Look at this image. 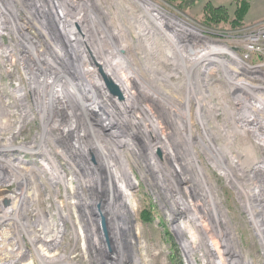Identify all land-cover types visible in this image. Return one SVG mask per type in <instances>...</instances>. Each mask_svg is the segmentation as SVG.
Masks as SVG:
<instances>
[{"label":"rangeland","instance_id":"obj_1","mask_svg":"<svg viewBox=\"0 0 264 264\" xmlns=\"http://www.w3.org/2000/svg\"><path fill=\"white\" fill-rule=\"evenodd\" d=\"M207 6L224 7L228 22L206 25ZM238 7V0H0V145L20 147L7 152L8 160L30 177L16 196L8 195L17 197L22 225L30 226L21 233L27 251L50 264L62 251L73 264H264V68H255L262 58L251 60L252 74L232 65L222 70L214 61L222 55L200 65L205 52L198 50L205 40L229 44L264 21V0H252L242 22ZM5 13L28 23L26 32L39 47H31L32 54L20 31L11 33ZM174 43L188 70L196 60L191 74L178 65ZM101 56L111 61L99 62ZM40 60L42 94L49 97L50 83L66 85L57 83L60 93L45 105L46 118L32 75ZM103 72L122 93L130 95L132 87L137 97L127 100L123 93L120 106L108 101ZM85 104L91 109L83 110ZM142 107L158 113L156 131ZM186 109L190 131L182 124ZM103 119L111 132L100 130ZM160 122L177 140L163 139ZM74 142L100 153L90 147L95 159L81 148L66 149ZM103 155L111 170L99 164ZM185 209L193 218L181 215ZM103 217L114 249L101 235ZM61 226L62 250L47 249L41 240ZM9 237L0 246L9 247ZM38 263L33 256L23 264Z\"/></svg>","mask_w":264,"mask_h":264},{"label":"built area","instance_id":"obj_2","mask_svg":"<svg viewBox=\"0 0 264 264\" xmlns=\"http://www.w3.org/2000/svg\"><path fill=\"white\" fill-rule=\"evenodd\" d=\"M23 11L25 12V14H27L25 15V17L30 15V12L25 8ZM8 23H12V26L14 27L11 33L15 32L14 30H16V33L18 34V32L20 31L21 34L19 35L18 38L28 43V45L26 46V49L28 51L31 49L30 48L31 46L34 48V44L36 45V47H38V42L33 41L36 39L33 38L31 34L29 33L27 34L26 32L27 31L26 27L28 23H26L24 19L20 20L18 22V25L15 23L13 24V22H9V21ZM49 24H50V20H47V22L45 21L40 22V25H42V27L44 28L49 26ZM73 32L74 30H71L69 34ZM244 32L245 34L244 35L240 34V36H237L235 41L228 40L229 44L227 42H224L225 40L223 39L222 40L215 39L211 41L205 40L203 47L199 46L198 49L200 51L205 52V54L202 57L199 56L200 65H202L204 62H208L209 61L208 58L211 56L217 55L219 57L222 55L225 57H219L220 62L217 61V59L214 60L215 63L217 62L220 65L222 70L223 68L231 69L229 65H232L237 69L241 68L242 70H247V68L252 69L250 67V62L254 57L258 59L262 58V62H259L257 67L255 68L256 69L264 68V21L245 30ZM220 33H225L224 34L225 36L227 35L226 32H220ZM72 36H73L72 40H74L73 38L75 36V33ZM229 45H236L237 47L233 48V46L229 47ZM234 59L237 60L238 64H234ZM104 90L110 93V95L112 96V93L106 88V86ZM112 97L120 101V98L116 96L115 97L112 96ZM259 103L262 104L264 102H259ZM8 155L9 153L7 152H0V220L3 223V225H1L0 228V242L7 241L8 238H10L9 234H11L12 236L11 237L12 242L11 245L7 248L4 247V244L0 246V264H23L33 256H35L39 261L38 264H50L49 262H46V260H42L37 252H34L32 255L29 250L27 251V247L23 243L24 239L22 238L21 233L23 232V235H27V234H24V231L22 230L23 222H21L22 218L19 215V210H18L19 202L16 200L17 197L14 201H12L10 198H8V195L14 193L17 194L19 188L24 187V185L28 183L30 177L26 176L27 180H25L24 175L18 172L19 168L13 166L11 161L8 160ZM13 188H15V190ZM10 190H12L13 192H11ZM13 231L18 232L20 236ZM64 233H65L64 228H62V226L60 228L55 227V233L53 235L49 233L51 239L47 240L48 242H45L44 245L47 247V245L52 244V246L55 245V248H58L59 251L62 250L61 247L63 246L60 240L62 239V235H64ZM29 243L32 245L33 249L35 250L34 241L31 240ZM50 248L47 247V249ZM49 258H51V256H49ZM70 261L71 259L68 258V253L62 251L58 256H56L54 263L51 264H73Z\"/></svg>","mask_w":264,"mask_h":264},{"label":"bare ground","instance_id":"obj_3","mask_svg":"<svg viewBox=\"0 0 264 264\" xmlns=\"http://www.w3.org/2000/svg\"><path fill=\"white\" fill-rule=\"evenodd\" d=\"M6 14V13H5ZM7 15V14H6ZM8 16V20H9V22H13V24L15 23V24H17L18 25V22L20 21L19 19H16L15 20V18L11 15V14H8L7 15ZM8 20H7V22H8ZM0 21H1V27H0V29H4V20L3 19H0ZM158 27V26H157ZM188 34H189V31H186ZM172 33V32H171ZM177 33H173V35H172V39H173V36H174V40L177 42V40H179V38L177 39ZM191 35V34H190ZM174 41V42H175ZM176 49V52L178 53V59H179V66H180V68L181 69H183L184 70V72H186V73H189V74H191L192 73V70L191 69H193V68H195L196 67V65H197V63H196V60H195V62L193 63L194 64V67L193 68H191L190 70H188L187 69V66L185 65V58H183V54H181V51L179 50L178 51V47H176L177 46V44H172ZM34 46L36 47V45L34 44ZM32 47V46H31ZM30 47V48H31ZM103 50V49H102ZM30 51V53L32 54V50L30 49L29 50ZM35 51V50H34ZM104 51V50H103ZM191 53H192V51H191ZM9 54H10V51H9ZM102 58H103V56H101ZM180 57V58H179ZM105 58V59H104ZM103 59H100V61L99 62H102V61H105V60H109V61H111V59L109 58V56L107 57H104ZM34 61V60H33ZM45 63V61H42V60H40V62H39V67H38V69H34V71L36 72V73H32V75H33V78H34V82L36 83V85H37V87H38V89H37V95H38V101L39 102H37V106H38V104L40 103V102H42L43 103V106L41 107V109H40V115H42V116H45V118H46V108H45V105L46 104H48V105H50V104H53V101H54V99L53 98H56L55 97V95L56 94H58V93H60L59 91H57V86L56 85H58L57 83H59V82H55V83H50L49 85H51V84H53V88L52 89H50L51 91H50V93H49V97H47V95L48 94H46V96H45V92H43V94H42V91L43 90H41V87H42V84H41V81H39L38 79H37V77H39V75L38 74H43L42 73V68H41V66L40 65H42V64H44ZM79 64V63H78ZM96 64L99 66V65H101V64H99L98 63V61L96 62ZM115 64V63H114ZM234 64H238V62H237V60L236 59H234ZM79 66V65H78ZM97 66V67H98ZM103 65H101V67H102ZM117 66V65H116ZM103 67H105V66H103ZM80 69V68H79ZM87 69V68H86ZM98 69V68H97ZM96 70V69H95ZM194 70V69H193ZM248 71H250L252 74L253 73H257L255 70H251V69H247ZM258 70V69H257ZM41 71V72H40ZM97 71V70H96ZM105 71H107V70H105ZM86 72V71H85ZM92 72V71H91ZM129 72V71H128ZM230 72H232V71H230ZM45 73V72H44ZM234 74H236V72H233ZM83 74V73H82ZM94 75H97L96 73H94ZM128 75V74H127ZM93 76V75H92ZM47 77V76H46ZM61 78V77H60ZM65 77H62L61 79L63 80ZM112 78H114L115 79V82L118 84V79L116 78V77H112ZM129 78H132V77H129ZM113 79V80H114ZM84 80V79H83ZM129 80V79H128ZM123 81H124V79H123ZM125 82V81H124ZM131 82V81H130ZM61 83V82H60ZM59 83V84H60ZM233 84V83H232ZM45 86H46V84H44ZM55 85V86H54ZM61 85L62 86H60L59 88H66V85L65 84H62L61 83ZM119 85V84H118ZM244 85V84H243ZM56 88V89H55ZM63 89V90H64ZM122 89V88H121ZM129 89V91H133L130 95H127L125 92H123V93H125V95H126V99L127 100H131V99H135V97H137V95H136V93H135V89L134 88H132V87H129L128 88ZM133 89V90H132ZM246 89L247 90H249V91H251L252 89H250V88H248V87H246ZM55 91V93H54V91ZM77 90V89H76ZM193 91H195V89L193 90ZM71 94H70V96H69V100H70V98L73 100V95H74V93L73 92H70ZM156 93H158V92H156ZM65 94H67V93H65ZM81 95V94H80ZM157 95V94H156ZM159 95H161V93L159 94L158 93V96ZM67 96H68V94H67ZM104 96L108 99V101H113L115 104H117V105H121L120 104V102H119V100H116V99H114V98H112V97H110V94L107 92V91H105L104 92ZM157 97V96H156ZM125 98V97H124ZM157 98H159V97H157ZM67 99V98H66ZM165 99H167V98H165ZM97 101H98V99H97ZM151 101H155L154 99L152 100L151 99ZM71 102V105H72V107L74 106L73 105V103H72V101H70ZM70 104V103H69ZM197 104H198V113L200 112V110H201V108H202V106L201 105H199V103L197 102ZM96 106V105H95ZM122 106H124V104H122ZM261 106V105H260ZM49 107V106H48ZM87 107V110H89V109H91L90 107H88L86 104H85V106L84 105H82L81 106V108L84 110L85 108ZM44 108V109H43ZM75 108V107H74ZM186 108L188 109V107L186 106ZM257 108V107H256ZM186 109V110H187ZM52 110V109H51ZM94 110V109H93ZM141 114L143 115V117L145 116L144 115V113L145 114H147V116H145V117H147V119L145 120V121H149V120H155V125H154V130L156 131L157 130V127H158V123H157V119L159 118V116H157V114L158 113H156V112H154V111H152V108L151 107H142L141 109ZM139 110V111H140ZM185 110V109H184ZM48 111V110H47ZM98 112V111H97ZM161 112V111H160ZM185 112V111H184ZM187 116L185 117L186 118V120L185 121H183L182 122V124L183 125H185V124H187V123H189V121H188V119L190 120V117H189V111L187 110ZM163 113V112H162ZM76 115V114H75ZM50 117V116H49ZM76 117V116H75ZM74 117V118H75ZM46 121H47V119H45ZM107 120V119H106ZM109 120V119H108ZM107 120V121H108ZM160 120V119H159ZM45 121V122H46ZM48 122V121H47ZM54 122V121H53ZM100 122V121H99ZM104 119H103V122H101V126H100V130H103V131H107V132H111V130H112V128H113V125L111 124V123H109L110 125H112V127L111 128H103L102 127V125L104 124ZM108 122H111L110 120L108 121ZM107 122V123H108ZM150 122V121H149ZM191 124V126H192V123H190ZM161 125V126H160ZM169 125V124H168ZM185 127L186 128H188L187 127V125H185ZM66 128H68V127H66ZM159 129L161 130V133L163 134V139H168L169 137H172L173 139H175V140H177V137H176V135H173V133H171V132H168L167 130H166V128L161 124V122L159 123ZM191 129V128H190ZM193 130V129H192ZM188 131H190L189 130V128H188ZM67 133H68V135L70 134L71 135V133H69L68 131H67ZM72 133H74V132H72ZM156 133V132H155ZM191 133V132H190ZM156 134H158V132L156 133ZM116 134H112V136L114 137ZM188 137H191V135H189ZM14 138V136H12V137H8L7 139H6V141H9V140H11V139H13ZM81 139V138H80ZM79 140V139H78ZM211 140V139H210ZM187 141H188V143L190 144V149L192 148L193 149V145H192V140L189 138V139H187ZM12 143V142H11ZM156 146L158 147V149H162V137L161 136H159L158 138H157V140H156ZM77 148V150L79 149V148H81V150H82V153L83 154H86V156H88V154L89 155H91L92 157H94L95 159H96V157H95V155L93 156V154L90 152V151H96V152H94V154H98V153H100V150H99V148L98 147H93V145L91 144V146H89L88 145V143H86L85 145H84V143H79V142H74V144L72 143V144H70V145H67V147H66V149L68 148V150H69V148ZM90 147H91V149H93V150H90ZM20 150V147L17 149V148H14L13 147V145H11L10 144V142L8 143H4V145H0V152H13V151H19ZM90 150V151H89ZM154 150H156V149H154ZM168 150H172L171 148H168ZM21 152H28V153H31L32 151H21ZM90 152V153H89ZM190 152V151H189ZM192 153H193V151H192ZM105 154V153H104ZM100 155V154H99ZM192 155H194V153L192 154ZM102 158H103V160L101 161V158H100V160H99V164L101 165L102 164V162L104 161L105 162V164H109V162L107 161V158H105V156L103 155L102 156ZM153 158H155L154 157V154H153ZM106 160V161H105ZM107 164V165H108ZM92 165V167H93V163L91 164V162H90V166ZM103 165V167H104V163L102 164ZM103 167H101V168H103ZM100 168V169H101ZM111 168V165L109 164L108 165V170ZM99 169V170H100ZM111 170V169H110ZM102 172V171H101ZM97 173V172H96ZM113 173V172H112ZM21 174V173H20ZM57 174H58V176L57 175H55V177L56 178H58V179H60V180H63V176H61V174L60 173H58L57 172ZM98 174V173H97ZM101 175H103V174H101ZM113 182V181H112ZM210 184V183H209ZM112 186H113V183L111 184ZM115 187V186H114ZM209 185H208V191H210L211 192V189L209 190ZM112 189H114V188H112ZM120 189V188H119ZM113 193H115V191H113ZM13 196H16V193H14V194H12ZM113 195V194H112ZM9 197V196H8ZM25 198V196L24 195H21V197H20V199H24ZM216 202V201H215ZM81 204H82V200H81V202H80ZM79 203V204H80ZM84 203V202H83ZM176 203L178 204V201L176 200ZM184 206V205H183ZM177 208V207H176ZM211 209V208H210ZM216 209V208H215ZM217 209H218V206H217ZM193 211V210H192ZM192 211L191 210H188V209H185V211H182L181 212V215L182 216H184L185 218H187V215L190 217V218H193V215H192ZM221 211V210H220ZM60 216H62V218H65V216L67 217L68 215H64L63 213H61V215ZM199 217V216H198ZM1 221V220H0ZM39 222V221H38ZM40 223V222H39ZM43 224V223H42ZM63 227V226H62ZM98 228V227H97ZM30 229V226H28V225H22V230L24 231V234H27L28 233V230ZM47 229V228H46ZM50 229V228H49ZM43 230V229H42ZM51 230V229H50ZM45 231V230H44ZM49 231L47 230V233H48ZM102 232V231H101ZM54 234L55 233V229H52L51 230V232H50V234ZM102 236H104L105 237V233L104 234H101ZM28 237V236H27ZM40 237V236H39ZM39 237H37V239L39 238ZM31 238H33V237H31ZM31 240H33L34 241V239H31ZM40 241V240H39ZM109 241H110V243H111V245L113 246V249H114V245H113V241H112V239L109 237ZM109 241L107 242L108 243V245L110 246V243H109ZM35 242V241H34ZM41 242H43V243H45V242H48V241H42L41 240ZM30 244V243H29ZM116 244H118L117 242H116ZM48 246H52V244H49V245H47V247ZM119 245H117V249L119 250ZM112 248V247H111ZM40 249V248H39ZM41 256H43V255H41Z\"/></svg>","mask_w":264,"mask_h":264},{"label":"trees","instance_id":"obj_4","mask_svg":"<svg viewBox=\"0 0 264 264\" xmlns=\"http://www.w3.org/2000/svg\"><path fill=\"white\" fill-rule=\"evenodd\" d=\"M252 0H238V10L237 21L242 22L249 10L250 2ZM206 18L204 23L208 26L219 28L222 24L228 22L227 10L224 7L213 8L212 6H207L205 8ZM235 20V22H237ZM150 220V217L146 219Z\"/></svg>","mask_w":264,"mask_h":264},{"label":"water","instance_id":"obj_5","mask_svg":"<svg viewBox=\"0 0 264 264\" xmlns=\"http://www.w3.org/2000/svg\"><path fill=\"white\" fill-rule=\"evenodd\" d=\"M103 75L105 77V80H106V84L110 90V92L116 96V97H119L120 99H124V95L123 93L121 92L120 88L114 84V82L112 80H110L103 72ZM103 228H104V232L109 240V233H110V228H109V225L107 223V219L105 217H103Z\"/></svg>","mask_w":264,"mask_h":264},{"label":"crops","instance_id":"obj_6","mask_svg":"<svg viewBox=\"0 0 264 264\" xmlns=\"http://www.w3.org/2000/svg\"><path fill=\"white\" fill-rule=\"evenodd\" d=\"M262 18H264V17H262ZM262 18H258V20H259V19H262Z\"/></svg>","mask_w":264,"mask_h":264}]
</instances>
